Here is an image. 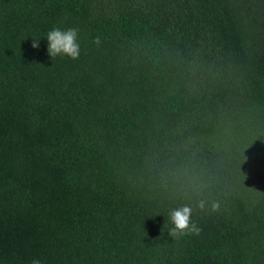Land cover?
<instances>
[{
	"label": "trees",
	"instance_id": "trees-1",
	"mask_svg": "<svg viewBox=\"0 0 264 264\" xmlns=\"http://www.w3.org/2000/svg\"><path fill=\"white\" fill-rule=\"evenodd\" d=\"M33 259L264 264V0H0V264Z\"/></svg>",
	"mask_w": 264,
	"mask_h": 264
},
{
	"label": "clouds",
	"instance_id": "clouds-1",
	"mask_svg": "<svg viewBox=\"0 0 264 264\" xmlns=\"http://www.w3.org/2000/svg\"><path fill=\"white\" fill-rule=\"evenodd\" d=\"M48 54L55 58L57 56L66 55L71 59H78L80 54V46L77 42V30L75 28H68L65 30L53 27L47 33ZM95 43H100V38H95ZM32 47H38L37 39H33ZM200 208L205 207V202L201 201ZM218 205L213 204V211L216 210ZM192 209L189 206H182L172 210L169 213V222L171 228L168 230V234L179 239L186 235H198L201 229L193 222H191ZM32 264H41L38 259H33Z\"/></svg>",
	"mask_w": 264,
	"mask_h": 264
}]
</instances>
